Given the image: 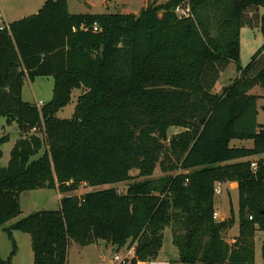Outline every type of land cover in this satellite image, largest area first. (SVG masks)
Here are the masks:
<instances>
[{"label": "trees", "instance_id": "obj_1", "mask_svg": "<svg viewBox=\"0 0 264 264\" xmlns=\"http://www.w3.org/2000/svg\"><path fill=\"white\" fill-rule=\"evenodd\" d=\"M242 27L264 39V0H145L137 13H70L67 0H45L1 30L0 117L19 133L0 165V228L11 257L20 231L33 264H66L71 242L97 239L133 247V261L154 260L169 226L180 264H255L264 125L250 90L264 91V41L242 67ZM231 63L237 77L217 92ZM37 77L53 78L40 108L22 99L24 83ZM77 90L72 117H57ZM171 127L182 130L169 136ZM8 141L0 132V159ZM157 167L162 175L152 178ZM232 182L238 234L228 243L235 218H213L214 186ZM118 183L125 191L108 187ZM82 186L92 190L73 194ZM38 188L57 190L59 208L5 228L21 213L20 194ZM260 253L264 264V241Z\"/></svg>", "mask_w": 264, "mask_h": 264}, {"label": "rangeland", "instance_id": "obj_2", "mask_svg": "<svg viewBox=\"0 0 264 264\" xmlns=\"http://www.w3.org/2000/svg\"><path fill=\"white\" fill-rule=\"evenodd\" d=\"M160 2L166 0H159ZM45 0H0L3 7V14L8 22L19 19L23 16H28L37 12V8L44 4ZM89 3L91 7L87 4ZM145 0H67L68 11L70 13H104L106 11L123 10L127 13H137L144 5ZM263 36L259 28L242 27L240 29V65L245 67L252 54L257 51L263 44ZM236 68L233 63L225 70L222 77L219 79L216 86V91L220 92L221 88L231 82L236 77ZM53 88L52 77H37L32 82L24 83V94L22 99L24 101L36 103L47 102L50 100ZM81 90L73 91L71 102L57 112L59 118H71L74 112V106L77 96ZM251 94L257 95V123L264 125V91L258 86L250 90ZM5 122L3 117H0V132L1 125ZM6 129V130H5ZM1 133L9 135V141L2 146L3 156L0 159V165L5 166L9 152L16 139L19 138L18 128L16 125L8 127ZM182 129L179 127H171L169 129V136L173 133L179 132ZM253 142L251 140H232L231 147H245L251 148ZM132 174L135 171L131 172ZM158 167L155 169L152 178L161 176ZM126 183L113 184L108 187H115L119 191H125ZM106 187V186H105ZM237 184H223L220 185V194L215 195V211L218 213L220 220L233 217L235 218L232 225L231 232H227L225 240L228 242L232 239L234 232H238V203L237 191L235 190ZM92 189L87 186H82L79 190L73 192L76 195H82ZM21 213L18 217L10 220L4 227L7 228L15 221L27 216L34 211L42 210H57L59 208L58 191L52 188H38L32 191H26L20 194L19 197ZM223 218V219H221ZM163 246L160 255L156 259L173 260V251L175 247L171 243L170 227L164 228ZM12 238L15 243V252L11 257L13 251V244L8 237L7 232L0 228V256L6 260L9 257V264H33V254L31 250L30 237L27 233L20 231H13ZM264 241V232L257 231L254 236V262L255 264H263L260 253L261 243ZM229 243V242H228ZM128 246L117 248L110 243L97 239L94 244L87 246H80L71 242L68 248L67 263L66 264H117L113 262V256L118 254L123 256ZM174 249V250H173ZM174 264H179L174 262Z\"/></svg>", "mask_w": 264, "mask_h": 264}, {"label": "built area", "instance_id": "obj_3", "mask_svg": "<svg viewBox=\"0 0 264 264\" xmlns=\"http://www.w3.org/2000/svg\"><path fill=\"white\" fill-rule=\"evenodd\" d=\"M177 13H185V10L182 9H176ZM94 29H96V27H94ZM1 30H9V23L4 19L2 12L0 10V31ZM43 104V102H36V106L38 108L41 107V105ZM35 131V129H33V132ZM220 185L221 183H216L214 186V194L218 195L220 194ZM213 218L214 219H220L218 213L215 211L213 213ZM251 219V217H249ZM134 259V248L130 247L127 248L123 254V256H120L118 254L113 256V262L117 263V264H170L169 261L167 260H162V259H154V260H138L136 259L135 261H133Z\"/></svg>", "mask_w": 264, "mask_h": 264}, {"label": "crops", "instance_id": "obj_4", "mask_svg": "<svg viewBox=\"0 0 264 264\" xmlns=\"http://www.w3.org/2000/svg\"><path fill=\"white\" fill-rule=\"evenodd\" d=\"M87 3V2H86ZM90 7H91V5L89 4V3H87ZM68 7V6H67ZM40 8V7H39ZM39 8H37V11L39 10ZM0 10H1V12H2V15H3V17H4V19L7 21V18L4 16V14H3V7L1 6V4H0ZM127 13V12H126ZM23 17H25V16H23ZM23 17H21V18H23ZM21 18H19V19H21ZM19 19H16V20H19ZM16 20H12L11 22H13V21H16ZM8 22V21H7ZM8 23H10V22H8ZM229 67V66H228ZM237 73V72H236ZM236 77H237V74H236ZM23 94H24V85H23V88H22V97H23ZM52 96V95H51ZM5 119V118H4ZM13 125H15L14 123L13 124H11L10 126H7L6 125V123L4 122L2 125H1V129H2V131L1 132H3V130L5 129V127L6 128H8V127H11V126H13ZM17 127V126H16ZM6 130V129H5ZM17 140V139H16ZM15 143V142H14ZM223 184H225V183H223ZM226 184H234V182H232V183H226ZM235 190L237 191V187H235ZM58 196H59V199H60V197H61V195L58 193ZM221 219H223V218H221ZM229 232H231V229L229 230ZM237 234H238V232L237 233H233V234H231L232 235V239H230V241H228L229 243H231L232 241H233V237H235V236H237ZM174 250V249H173ZM174 253H173V260L170 262V264H174V262H177L176 261V259H177V255H176V250L175 251H173ZM159 255H160V253H159ZM158 255V256H159ZM162 260H165V259H162ZM168 261V260H167ZM178 263V262H177ZM180 264V263H179Z\"/></svg>", "mask_w": 264, "mask_h": 264}]
</instances>
